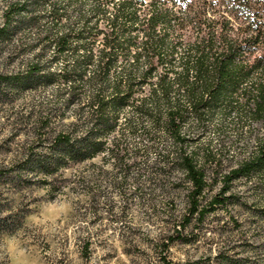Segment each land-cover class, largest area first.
<instances>
[{
  "label": "trees",
  "instance_id": "obj_1",
  "mask_svg": "<svg viewBox=\"0 0 264 264\" xmlns=\"http://www.w3.org/2000/svg\"><path fill=\"white\" fill-rule=\"evenodd\" d=\"M0 45L24 56L6 96L53 94L0 165V234L28 216L7 194L72 189L85 214L164 220L163 252L218 220L214 264H264V0H17Z\"/></svg>",
  "mask_w": 264,
  "mask_h": 264
},
{
  "label": "rangeland",
  "instance_id": "obj_2",
  "mask_svg": "<svg viewBox=\"0 0 264 264\" xmlns=\"http://www.w3.org/2000/svg\"><path fill=\"white\" fill-rule=\"evenodd\" d=\"M15 1L0 0V27L7 7ZM13 49L0 45V75L15 74L21 66L24 56L16 59ZM0 89L5 91L3 86ZM15 91L9 96L0 94V165L12 163L25 151L33 139L34 120L50 112L53 101L51 90ZM238 190L245 192L242 186ZM5 197L11 205L28 211V216L18 233L0 234V264H163L164 258L177 264H214L217 249L226 237L224 222L210 220L198 229L193 243L177 242L163 252L160 229L164 220L147 217L140 205L133 207L125 219L114 222L107 214H85L86 207L77 203L72 189L56 196L48 188L34 186ZM238 217L244 221L247 215L241 211ZM88 240L92 244L85 249Z\"/></svg>",
  "mask_w": 264,
  "mask_h": 264
}]
</instances>
